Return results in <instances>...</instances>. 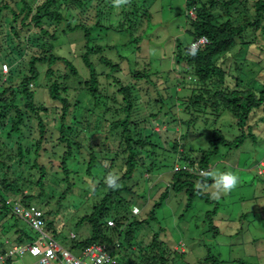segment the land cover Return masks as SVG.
<instances>
[{"label": "trees", "instance_id": "1", "mask_svg": "<svg viewBox=\"0 0 264 264\" xmlns=\"http://www.w3.org/2000/svg\"><path fill=\"white\" fill-rule=\"evenodd\" d=\"M154 1L129 0L128 4L117 7L114 0H0V221L1 217L17 219L12 213L15 201L35 205L43 212L44 229L56 236L64 220H57L59 212L54 213L48 204L52 198L60 199L77 190L83 195L82 200L77 198L78 203L82 206L88 199L90 203L76 224L86 222L91 231L83 239H77L75 234L70 243L73 252L79 253L82 248L99 243L112 250L117 259L115 264H189L184 251L170 248L167 241L159 237L166 228L159 226L155 230L152 222H158V209L177 193L186 196L180 219L196 198L216 204L209 192L195 187L197 182L207 186L212 183L207 171L210 158L219 154L221 145L239 147L248 139L255 141L251 119L264 112V76L261 74V70L264 71L261 63L264 59V0H186V32L190 39L186 43L177 39L168 78L164 83L160 80L153 83L156 90L153 95L148 89L145 93L115 77L116 71L129 70L116 54L111 58L104 53L118 44L97 40L101 31L125 33L130 35L125 45L133 46L130 49L133 52L138 51L140 33L153 17ZM72 7L81 13L87 7L94 9L98 20L91 25L73 22L71 13L65 16L61 11ZM63 22L66 23L64 34L81 32L85 40V50L80 57L88 71L86 78H82L73 59L57 52L56 42ZM201 36H207L210 42L197 48L195 56L188 54L192 42ZM245 47L257 54V58L253 56L255 61L239 54ZM92 56L97 57L100 65L97 66ZM229 57L233 59L231 64ZM125 58L130 63L129 56ZM4 63L9 66L7 72L2 70ZM178 73L181 77L193 75L196 78V84L189 85L192 92L185 100L183 112L191 108L196 111L204 105L206 110L212 109L218 119L221 110H228L241 130L233 140H228L215 129L212 147L197 160L189 158L183 148L189 132V129L183 130V125L187 123L188 127L193 123L196 119L193 115L188 120L180 119L173 134L163 135L155 130V125L167 123L160 120V113L164 105L173 104L175 100L169 86L172 79L176 86L179 84ZM102 75L109 80L102 82ZM70 76L78 79L77 86H70ZM149 76L151 73L143 69L132 70L135 81ZM38 81L47 88L49 97L60 104L53 110L60 122L56 139L52 138V124L47 120L50 108L36 99L34 86ZM111 82L116 84L112 90ZM83 94L91 97L86 107L80 102ZM140 96L145 99L141 108L137 102ZM144 104L154 107L148 106L146 115L141 113ZM56 121L54 117L51 122ZM177 132L181 135L177 136ZM155 135H159L158 138ZM48 143L50 148L46 147ZM162 147L176 156L172 169L166 173L161 168V160L157 159L158 149ZM44 155L51 161L58 159V168L52 167L50 172L41 162ZM84 155L85 168L82 169L79 162ZM70 164L76 166L74 172ZM58 169L63 177H58ZM136 170L145 173L151 185L150 196L155 199L145 216H139L146 208L138 204L135 186L129 183ZM200 170L203 173H199ZM109 173L119 175L118 188L112 189L105 182ZM84 175L94 180L92 185ZM160 181L166 184L163 186ZM157 183L161 185L158 187ZM135 208L141 211L136 212ZM216 208L214 205L205 212L206 232L214 234L219 233L214 224ZM109 220H113L114 225H109ZM24 223L21 227L12 224L13 237L0 241V254L36 239L38 231ZM145 229L148 233L142 234ZM28 255L11 261L16 264ZM222 263L225 261L209 253L193 264Z\"/></svg>", "mask_w": 264, "mask_h": 264}, {"label": "rangeland", "instance_id": "2", "mask_svg": "<svg viewBox=\"0 0 264 264\" xmlns=\"http://www.w3.org/2000/svg\"><path fill=\"white\" fill-rule=\"evenodd\" d=\"M61 11L65 16L71 13V19L75 23L83 21L87 25H91L98 20L94 9L88 7L87 10L82 13L79 9L73 7L71 10L62 8ZM151 12L153 15L152 20L149 24L145 25L140 33L141 41L138 51L133 52L130 50L134 48L133 46L127 47V45H125L130 38V35L125 33L101 31V36L97 41L107 42L111 45L118 44L115 49H107L104 53L111 58L113 57L112 55L116 54V58L125 63V68L127 69L129 67V70H127V72L116 71L115 77L120 78L124 84L132 83L134 86H137V88H141L145 93L148 89L151 94L155 95L156 90L153 83L159 80L164 83L163 80H167V73L173 66L172 53L175 49L177 39L180 42L184 41L186 43V41L190 39V35L186 32V0H156L152 5ZM115 21L116 19L114 22ZM65 22L59 27V39L56 42L57 52L63 53L65 56L73 59L82 78H86L88 76V71L83 66L80 57L85 50V40L81 32L69 31L67 34H64L62 30L66 28ZM196 40V42L208 41L203 42L199 47L210 42L207 36H201ZM193 43L194 41L192 45ZM239 54H243L242 57L248 60L255 61V58H257V54L253 51L249 52L247 47L243 48L242 53ZM254 55L256 56L255 58L253 57ZM121 56L123 58H121ZM125 56H129L128 59L131 64L126 60L127 58H125ZM92 59L97 63V66L98 64L100 65L96 56H92ZM229 61L230 64L233 62L232 57H229ZM261 63L264 67V59H262ZM66 69L64 70L68 73ZM142 69L148 74L151 73V76H149L150 78H148L149 81L146 77L136 81L132 78V70L138 71ZM261 74L264 76V71L261 70ZM177 76L179 84L176 86L177 83H174L172 79L170 80L171 84L169 86L171 94L175 95V100L173 104L171 102L164 105L160 113V120H166L167 123L155 125V130L160 131L163 135H167L170 132L173 134L176 128L175 124H179L181 121L180 119L188 120L193 115V117L196 118L194 119L195 121L188 127L187 123L183 125V130L186 131V129H189L183 148L189 158L197 160L201 158L202 153L209 151L212 147L211 139L215 129L220 130L228 140H233L240 134L241 130L234 116L228 110H221V116L218 119L215 116V112L212 111V109L206 110L204 105L200 106L201 109L199 110L195 111L191 108L183 112L186 103L185 100L192 92L189 85H195L196 78L193 75L188 78L181 77L180 73H178ZM77 80L78 79H74L70 76L68 82L70 86L74 87L77 86ZM107 80L109 79L104 75L101 76L102 82L105 83ZM115 85L114 82H111L109 88L112 90V87ZM34 89H36L37 101L43 102L50 108L51 113H48V116H46L48 122L52 124L50 126L53 133L52 138L56 139L59 134L58 126L60 122H58L59 115L53 113V110L56 105L59 106L60 104L57 100H53L49 97L47 88L43 87L40 81H38L37 86H34ZM73 94L75 95V93ZM90 99L91 97L88 94L81 95L80 102L82 107L90 105ZM144 100V97L140 96V99L137 101L140 108ZM148 106L153 107L152 104H148ZM147 107L144 104L141 111L142 115L148 114ZM54 117H56L57 121L52 123L51 121ZM136 117H138V115ZM251 120L254 126L253 131L256 133L255 141L248 139L239 147L221 145L219 154L210 158L207 167L208 174L229 171L236 173L240 178L238 185L228 194H221L218 200L212 198L216 204H211L200 198L194 199L191 209L186 212L181 219L179 218V214L183 213L182 209L186 202V196L183 193H177L171 196L166 203L158 209V222H152L155 230L159 226L166 228L161 230L159 237L167 241V245L170 248H177L178 250L184 251L185 261L189 264H193L198 258H203L204 255L206 256L209 253L225 261V263L222 264H242L240 261H244V264L264 263V112L261 111ZM177 127L180 128V126ZM180 135L181 132H177V136ZM158 136L159 135H155V138H158ZM170 136L171 134H169L168 138ZM46 147L50 148L51 145L48 143ZM163 147L158 149V153L160 154L157 156V159L161 160V168L166 173L172 169L176 156ZM58 149L62 152L63 148L60 147ZM181 150H183L182 147ZM85 157L86 155L82 158L80 157L79 163L84 162L83 159ZM49 158L48 155H44L41 158V162L47 166L49 171L50 168L52 170V167L58 168L57 165L59 160L55 158L51 161ZM149 163L150 161H147V164ZM70 166V170L74 172L76 166L73 164H70ZM81 168H85L84 163H82ZM58 171V177H63L64 174L61 172V169H58ZM153 171L154 170H151V173H153ZM209 177L212 179V183L208 185L206 191L210 193L214 191V188H212L214 178L210 175ZM77 178L79 179V177ZM84 179L86 181L88 180L89 184L91 182V185L94 181H91L86 175H84ZM129 183L135 186L134 190L136 191L138 204L146 208V211L142 209L139 216H145L150 205H152L155 200L150 196V181H148L144 172L136 170L135 175ZM160 183H162V185L166 184L165 181H160ZM160 183H157L158 187ZM77 188H79V186ZM88 196H91V193L88 194ZM77 198L82 200L83 195L80 196L77 190H74L73 193L63 198H52V201L48 204L49 208L53 210L54 213L59 212L57 220H64V226L60 225V231L54 236L66 247H70V243L72 242V239L69 237L70 233H75L77 239H83L87 237L91 231L90 226L86 222L76 224L77 218L86 211L90 199L83 203L85 206H81ZM134 203L137 202L134 201ZM214 205H217V213L214 215V224L219 230L217 234L206 232L208 221L207 217H205V212L212 210ZM136 210H140V208ZM14 217L17 219L1 217V242H5L7 239L13 237V230L15 227H13L12 224H16L17 227L25 226L22 219L17 216ZM51 233L53 234V232ZM144 233L147 234L148 230H142V234ZM34 259V257L28 255L23 259L17 260L16 264H29Z\"/></svg>", "mask_w": 264, "mask_h": 264}, {"label": "built area", "instance_id": "3", "mask_svg": "<svg viewBox=\"0 0 264 264\" xmlns=\"http://www.w3.org/2000/svg\"><path fill=\"white\" fill-rule=\"evenodd\" d=\"M196 41L193 44L197 48L203 42H208L207 40ZM4 67L6 70L7 66L4 65ZM199 173H203V170H200ZM12 213L29 223L39 234L31 243L14 246L5 254H0V264H6L9 260L12 264H15L11 260L22 257L26 253L35 257V260L30 264H115L117 262L114 253L105 244L92 243L82 248L79 254L72 253L57 238L44 229L43 212L35 205H24L19 201H15ZM108 224L114 225V221L109 220ZM71 237L75 238V234L71 233Z\"/></svg>", "mask_w": 264, "mask_h": 264}, {"label": "clouds", "instance_id": "4", "mask_svg": "<svg viewBox=\"0 0 264 264\" xmlns=\"http://www.w3.org/2000/svg\"><path fill=\"white\" fill-rule=\"evenodd\" d=\"M129 0H114V5L119 7L120 5H125L128 4ZM197 53V47L195 44L191 45V47L188 50V54L195 56ZM4 65L7 66V69L5 70ZM2 70L3 72H7L9 69L8 64L4 63L2 64ZM208 175L212 176L214 178V184L212 185V188H214V191L210 192L211 198L213 199H219L221 194H228L232 189H234L238 183H239V176L234 173V172H224V173H209ZM119 180V175L115 174V173H109L108 176L106 177V183L108 184V186L112 189H116L118 188L120 185L117 183V181ZM1 184V183H0ZM196 189L197 190H206L207 189V185L202 184L200 182H197L196 184ZM137 208H135V211L137 212L138 210H136ZM75 234V233H74ZM55 237V236H54ZM70 239H75L71 237V233L69 235ZM76 237V235H75ZM56 238V237H55ZM60 242V241H59ZM61 243V242H60ZM62 244V243H61ZM117 246H120V244L116 243ZM63 245V244H62ZM64 246V245H63ZM66 247V246H64ZM68 248L72 253L73 252L70 247H66ZM80 253V252H79ZM79 253H75V254H79ZM31 255V254H30ZM32 256V255H31ZM33 257V256H32ZM35 258V257H34ZM35 260V259H34ZM10 261V260H9Z\"/></svg>", "mask_w": 264, "mask_h": 264}]
</instances>
